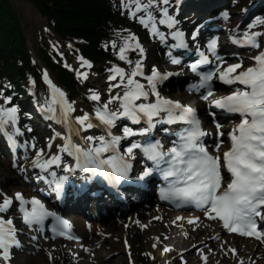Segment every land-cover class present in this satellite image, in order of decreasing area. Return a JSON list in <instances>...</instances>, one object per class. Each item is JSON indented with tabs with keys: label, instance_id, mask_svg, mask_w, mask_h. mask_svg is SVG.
<instances>
[{
	"label": "snow or ice",
	"instance_id": "obj_1",
	"mask_svg": "<svg viewBox=\"0 0 264 264\" xmlns=\"http://www.w3.org/2000/svg\"><path fill=\"white\" fill-rule=\"evenodd\" d=\"M170 0H121V7L127 9L130 19L136 20L140 25L148 29L149 33L157 37L161 43L167 42V37L160 32L157 23L174 28L178 23L174 16L169 15L168 5ZM245 11H247L245 9ZM154 12L161 15L157 20ZM221 15L228 19V13ZM258 26L264 27V17H256L249 24L248 31L241 38L233 40L243 47L256 49L257 54L250 57L252 65L245 68L243 61L227 63L217 54L218 38L212 37L207 41L206 49L216 60L214 70L201 72L197 70L199 64L211 63L208 55L197 48L200 59L191 66V71L199 77L198 81L190 84L189 90L199 92L201 88L206 90L201 99L208 102L210 109H220L227 113L238 114L239 123L228 133L231 146L220 154V146L223 143L219 139L224 133L220 131L221 124L216 121V113L210 111L213 123L216 127L217 140L214 144L216 155L211 154L203 144L202 138L206 133L201 127V119L198 109L186 105L179 100H172L161 95L160 85L170 77L178 76L180 72H162L156 66H152L150 73L144 71L143 59L145 49L138 37L128 32L127 36L120 37L116 55L120 61L131 66L130 71L117 65L107 69L109 96L101 102V94L98 91H90L88 99L97 102L93 113L83 112L82 115L73 116L76 112L75 102L67 98V94L49 78L47 71L43 72V80L48 85L49 97L43 103L38 102L39 110L46 119H51L66 126L67 134L62 137L64 143L57 145L61 153L71 156L74 165H65V175L57 177L55 171H49L53 166L59 167L62 163L61 155L54 154L43 159L44 150L36 152L32 167L46 172L51 179L38 176L37 179H45L59 196L64 190V184L69 179L68 174L77 171L89 174L85 180L91 182L97 177L106 181L113 188H119L123 182H142L159 174L165 181L161 187L160 199L176 202L180 207L185 204H194L201 209L208 219H219L224 229L232 233L244 236H253L260 239L264 232L258 227L257 218L264 222V31H250ZM198 30L192 33V40L198 36ZM119 36L120 34L117 33ZM176 41L171 47L188 48L185 34L179 30L171 33ZM107 48L108 45H105ZM111 47L117 49L116 41L111 42ZM130 51H138L140 59L135 62L129 59ZM171 63L180 65L181 60L172 57ZM81 66L92 68V63L83 56L79 57ZM35 63V61H33ZM65 67H70L65 64ZM77 78L88 79L87 72H76ZM142 78L143 81L141 82ZM218 80L224 85H240L231 90L227 95L214 96L213 81ZM35 85V81H32ZM5 88H10L6 84ZM114 90H120L115 91ZM35 95V93H33ZM0 133L10 142L13 148L17 145L15 136L23 135L17 127L19 119V107L10 105L12 96H5L0 90ZM116 105L115 108L110 107ZM27 115V114H26ZM121 120L130 121L132 125H142L139 128L125 124L121 128V135H116L113 129L118 127ZM180 124L182 127L172 133L177 137L171 142V146L165 148L160 139H153V133L157 126ZM27 131L32 129L25 126ZM11 128L12 131H8ZM90 129H101L100 135H87L82 137L87 146L73 142V134ZM163 132H169L168 128H162ZM60 134L57 133V136ZM142 137L141 140L131 139ZM129 141L127 147L121 151V142ZM27 147V145H25ZM31 147L35 148V144ZM52 148V144L48 145ZM143 167L137 175H132L133 161L137 155ZM151 162L150 166L149 163ZM226 169L231 174V182L221 191L223 177L221 169ZM19 202V211L22 213L23 222L29 227L33 225L43 226L46 219L54 218L57 222L53 232L64 236L65 230L71 232L68 221L61 219L56 212L50 211L45 204L32 197L26 199L22 193L17 192L13 197L6 194L3 203H0V213L7 212L13 202ZM30 205V207H26ZM177 220L183 219L177 217ZM195 219H199L198 217ZM190 224L195 221L190 219ZM139 223V221H137ZM17 229L11 218L4 219L0 216V260L9 264L13 247L19 248L20 241L17 238ZM72 238L71 235L68 236ZM34 239V237H33ZM155 247V245H153ZM87 251V249H85ZM165 252L171 251L165 248ZM235 253V250H232ZM206 262L207 257L203 258ZM243 264V261L240 262Z\"/></svg>",
	"mask_w": 264,
	"mask_h": 264
},
{
	"label": "trees",
	"instance_id": "obj_2",
	"mask_svg": "<svg viewBox=\"0 0 264 264\" xmlns=\"http://www.w3.org/2000/svg\"><path fill=\"white\" fill-rule=\"evenodd\" d=\"M1 2L2 0L0 7ZM33 2L38 10L47 16L57 35L84 39L86 42L81 46L87 53L95 56V45L103 34L106 18H113L106 0H33ZM7 12L9 16L5 17ZM5 24H8L9 28L4 31ZM9 30L12 36L10 39L6 37L8 38L6 44L0 40V56L7 57L11 63L0 74L15 78L21 72V67L16 64L15 59L23 60L25 55L24 38L10 12L0 10V31L6 33ZM62 76L66 77L65 74Z\"/></svg>",
	"mask_w": 264,
	"mask_h": 264
},
{
	"label": "rangeland",
	"instance_id": "obj_3",
	"mask_svg": "<svg viewBox=\"0 0 264 264\" xmlns=\"http://www.w3.org/2000/svg\"><path fill=\"white\" fill-rule=\"evenodd\" d=\"M7 1L10 3L12 10L15 13L20 14L21 29L24 30V28H25V34H26L27 39H28L27 43H28V46L30 48V52H32L36 55V59H34L32 56L33 61L36 62L37 61V45L40 44V33H44L46 31L45 19L36 13V11L34 10V8L32 7V5L30 3H28L24 0H7ZM23 26H24V28H23ZM31 44H32L33 48L31 47ZM158 58H159V56H158ZM106 62L107 61H103V62L99 63V66L101 68L100 70H102V66ZM95 75H100V73H96ZM101 81H102V79H101ZM171 94L178 95L181 98L184 97V94L181 92L173 91V92H171ZM8 164H9V162L6 160V158L2 157V154H0V179H1V182L4 185L5 189H7V190L10 187H9L8 183L5 181V179L13 176L12 172L10 171V168H7V167H9ZM13 187H15V185L11 186L12 189H13ZM120 225H119V227H120ZM121 228H122V225H121ZM175 239L178 242H180L181 241L180 235L176 234ZM130 240H131L132 246H133V248H135L136 252L141 251V246L143 245V243H142L140 237H138V236L134 235V233H132ZM118 246H119V250H120V244L119 243L113 245V249H118ZM212 247H214V246H212ZM105 252L106 251H97L94 259L97 262H103L104 260H101V258H103V257H101L100 255H105ZM39 256L43 259V262H44L43 264H52V263H49V261H47V256L45 254H43L41 252L28 253L27 251H22L21 253H19V257L16 260V264H35L34 259L38 258ZM108 262H109V264H125L123 258L121 257V254L116 255V257L114 259H111ZM53 264H62V260H56ZM64 264H66V262H64ZM190 264H193V261H191ZM223 264H230V263L225 262Z\"/></svg>",
	"mask_w": 264,
	"mask_h": 264
},
{
	"label": "bare ground",
	"instance_id": "obj_4",
	"mask_svg": "<svg viewBox=\"0 0 264 264\" xmlns=\"http://www.w3.org/2000/svg\"><path fill=\"white\" fill-rule=\"evenodd\" d=\"M74 106L76 107V104ZM14 177H16V176H14ZM98 210H100V207L98 208ZM115 211L118 212V214H117L118 220H124V218L126 217V215H124L122 211L118 210V208H116ZM140 215H143V213L140 214ZM175 216L176 215L173 214L169 220H166L167 224H165L163 226L161 225V222L160 221L155 222V223H148V222L146 223V225L148 227L150 226L149 227V230L147 229L146 231H141L140 232L142 234L140 236L141 237L140 239H141L142 243L144 244V248L145 249H148L149 248V244H148L149 243V240H148V237H149V233H151V232H156L157 234H161V233L167 232L170 229V227H174L175 230L178 231L179 234H184L186 225L185 224H182V225L179 224V226H178L177 225L178 222H176V221L172 222L173 217H175ZM72 217L76 220L78 226H80L81 220L78 217H76V216H73L72 215ZM98 222H99V224L97 226L101 230H103L105 232H111L112 233V236L122 237L123 235L127 234V231H124L122 228H120L119 225H118V223L115 222V220H114L113 217H111L109 219L99 220ZM129 223H132V221H130ZM92 224H94V223H92ZM80 228L81 227H77V230L79 231ZM216 228L217 227H216V225L214 223H206L202 227V230L208 232L210 234V236H211V235H217V232H216L217 229ZM83 236L86 239V241L84 242V244H86V245L89 244L87 240H90L93 243V242H98L99 239H100V235H98L97 237H89L87 233H84ZM111 237H109V238H111ZM205 239L206 238H204L202 240H205ZM241 241H247V240H242L241 239ZM231 242L234 243L233 241H231ZM92 243H91V245H92ZM170 244H173V243H170ZM99 245L92 247V249H90V251H92L93 249L96 250V248H107L108 249V248L111 247V243H109V242H100ZM173 245L175 247V244H173ZM236 246L239 249L242 248V246L239 245V244H236ZM245 251H249V253H247ZM252 252H253L252 245L244 246L243 247V251L241 252L242 255L240 254V256H242L244 258V260H246V255H248L247 257H249L250 256V253H252ZM105 255H108L109 256V253H106ZM105 255H103V257ZM109 258H111V257H109ZM37 259H38V263L37 264H43L44 263L40 257L37 258ZM79 264H91V258L89 257V255L86 256L85 259H84V261L80 262ZM99 264H105V263H99ZM106 264H109V263L106 262Z\"/></svg>",
	"mask_w": 264,
	"mask_h": 264
}]
</instances>
